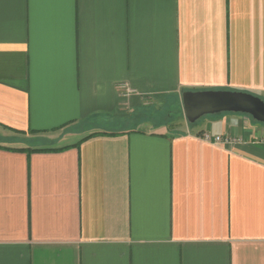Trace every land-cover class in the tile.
Returning a JSON list of instances; mask_svg holds the SVG:
<instances>
[{"label":"crops","instance_id":"0c3cea01","mask_svg":"<svg viewBox=\"0 0 264 264\" xmlns=\"http://www.w3.org/2000/svg\"><path fill=\"white\" fill-rule=\"evenodd\" d=\"M203 89L264 100V0H0V264H264L263 132Z\"/></svg>","mask_w":264,"mask_h":264},{"label":"water","instance_id":"95a60500","mask_svg":"<svg viewBox=\"0 0 264 264\" xmlns=\"http://www.w3.org/2000/svg\"><path fill=\"white\" fill-rule=\"evenodd\" d=\"M182 107L188 122L206 114L241 112L264 123V100L247 91L228 89L185 90Z\"/></svg>","mask_w":264,"mask_h":264},{"label":"rangeland","instance_id":"374dc122","mask_svg":"<svg viewBox=\"0 0 264 264\" xmlns=\"http://www.w3.org/2000/svg\"><path fill=\"white\" fill-rule=\"evenodd\" d=\"M167 108H168L169 113L171 114V117H172V118H176V117L179 116L178 113H180V112H179V110H176V109L178 108V107H177V104H175L174 102H172V103H166V105H165V110H166ZM220 113H227V114L229 113V114L239 115L240 117H244V118H246V119L248 120V122L250 123V125H252V124H254V125H258V127H260L261 132H263V135H264V123L259 122V121L255 120V119H253L250 115H248V114H246V113H241V112H220ZM209 115H211V114L203 115V116H201L199 119H197L196 121H194V122H189V123H190V125L195 126V125H197L200 121H202L203 119H205L206 117H209Z\"/></svg>","mask_w":264,"mask_h":264},{"label":"built area","instance_id":"2783aa9c","mask_svg":"<svg viewBox=\"0 0 264 264\" xmlns=\"http://www.w3.org/2000/svg\"><path fill=\"white\" fill-rule=\"evenodd\" d=\"M202 138L212 143H227L230 140L228 136L211 135L208 132L203 133Z\"/></svg>","mask_w":264,"mask_h":264},{"label":"trees","instance_id":"16d2710c","mask_svg":"<svg viewBox=\"0 0 264 264\" xmlns=\"http://www.w3.org/2000/svg\"><path fill=\"white\" fill-rule=\"evenodd\" d=\"M27 149H29V148H27ZM31 150H39V149H30V150H28V151H31Z\"/></svg>","mask_w":264,"mask_h":264}]
</instances>
